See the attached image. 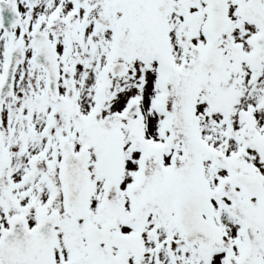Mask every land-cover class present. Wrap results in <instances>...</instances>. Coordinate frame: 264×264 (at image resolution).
<instances>
[{
	"label": "snow or ice",
	"instance_id": "6c2138e0",
	"mask_svg": "<svg viewBox=\"0 0 264 264\" xmlns=\"http://www.w3.org/2000/svg\"><path fill=\"white\" fill-rule=\"evenodd\" d=\"M0 264H264V0H0Z\"/></svg>",
	"mask_w": 264,
	"mask_h": 264
}]
</instances>
